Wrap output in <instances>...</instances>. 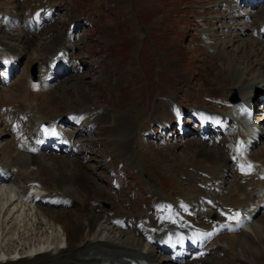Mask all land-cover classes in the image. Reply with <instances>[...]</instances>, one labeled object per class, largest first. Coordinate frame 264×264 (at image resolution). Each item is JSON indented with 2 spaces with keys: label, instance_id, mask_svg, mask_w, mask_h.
Returning a JSON list of instances; mask_svg holds the SVG:
<instances>
[{
  "label": "bare ground",
  "instance_id": "obj_1",
  "mask_svg": "<svg viewBox=\"0 0 264 264\" xmlns=\"http://www.w3.org/2000/svg\"><path fill=\"white\" fill-rule=\"evenodd\" d=\"M235 1L236 0H204L201 2V4H203V10L199 13L203 15L215 14V16L213 15V18L205 20L203 23L208 26V28L202 30L200 33L206 39L202 40V44L204 46L201 44L202 47L196 46L194 49H196L197 53L202 55V62L205 63L209 69L216 71V74L218 73V70L221 69L219 74L222 73V75H207L205 79H212V81H214L215 78L218 77L219 79L217 80H219L220 83L226 84L225 93L232 91L239 92V94L243 95L246 91L253 90L254 88L256 92H260V94L263 95L264 7L257 12L243 15L240 13L239 9L249 4L250 0ZM253 1L258 2V0ZM38 2L41 3L42 0H38ZM214 3H217V5H214ZM69 20L71 24L75 21L74 18L71 17ZM195 24V27L197 28L198 24L196 21ZM217 25H220L221 27H218ZM220 29L222 32L218 33ZM14 32H12L13 34L9 33L8 35L16 36L14 35ZM16 32L21 33L19 31ZM247 32L251 33L249 38L246 40L244 38L242 39ZM65 34L62 38L59 37L60 39L48 43L46 46L48 47L46 49L47 60L49 59L48 56L52 55L51 58H53L56 52L61 49L73 51V49L79 48V45L76 42L69 44ZM29 37L30 36L28 34L24 33H21V35H17L14 38H9L7 36L5 38H1L0 45L3 52L10 53L18 58H23L25 56V50L35 42L31 41L33 36L30 37L32 39H27ZM238 39L240 42H238ZM207 40L212 43H208ZM231 43H236V46L233 47V50L229 51L227 46H231ZM233 44L232 46H234ZM239 44H243L241 48H239ZM203 47L204 49H202ZM237 48L239 51L235 54ZM211 49L213 52L210 51ZM204 51H206L207 56L211 57L213 61H219L220 63H211L208 62L209 60L204 61ZM2 55L3 54H0V56ZM35 60L36 58H33L29 63H35ZM36 62L39 63L38 61ZM217 64L225 66L228 72L224 73L222 68H218L219 66L217 67ZM241 65L243 66V70H240ZM39 68H41V66ZM106 72H104L106 74L100 78L103 82L106 81L112 84L117 82L113 77V71ZM255 72H258L259 74H257V76L255 75L256 77L253 78L254 76L251 75ZM241 74H243L244 78H240ZM27 77L28 76L25 78L27 87H21L17 84L14 87V90L0 92V118L4 117L5 120V117L7 119L9 118V114L16 115V119L14 120L16 126H11L15 128H10V130L12 131V129H18L17 133H20L17 143L13 142L9 145L5 144L1 147V150L7 156V162H0V164L8 170L16 169L19 171V175L21 177L19 178L17 176L12 179L14 186H9L8 184L0 186V220L5 221L4 225L5 229L8 227L7 231H16L15 229L18 228L16 224H18V226L21 225L20 228H22V232L27 230L29 231V235H22V237H32L36 238V240L33 241L32 247L23 245L22 248H15L13 251L0 248V253H13L25 250L24 253L26 254L17 261L12 260L10 257L7 260L0 258V264H105L107 259L110 264H129V262L133 261L135 264H164L168 259H159L157 257L156 254H158V248L153 242L160 241L167 234L171 233L172 236L177 239L181 238L182 233L188 237H192L193 229H196L197 233L198 231H205L206 234L214 236L222 230L220 227L222 226L221 224L223 221L228 224L227 227L229 229L233 228L234 223L232 215L236 216L238 213L256 215L257 210L258 213L260 210H264V182H256L262 184L261 188H257V185H253L254 180L245 182L244 175L238 176L237 174L239 173L234 171V173L231 174L234 187L225 190L223 189L224 186H226V179L228 178L226 177V171H229L227 170L228 161H234V153H229L231 150L229 142L230 140L235 141L237 134H239L242 141L245 142L244 131L240 123V121L243 120L241 111L237 112V115H239L240 118L238 129H236V127H231L233 121L228 117L219 114L220 112L210 111L203 113L202 117L206 120L203 121L202 128H209L207 130V134L210 135L214 133L213 130L215 128L217 129V133L225 136L224 139H220L222 140L221 148H215L216 150H206V143L204 142L193 141L192 139L184 142L189 148L187 154L193 153L192 155L197 156V159L199 158L200 160L203 157L208 159L212 156V153L216 151L221 153L220 155L218 153L217 155L215 154V162L213 161L214 167L210 170L206 167L205 172L208 174L209 178L212 177L214 179L212 181L213 185H208V187L215 189L216 186H220V190L222 187L224 191L228 192L227 197H225L224 200L215 201L214 203H210L204 199L200 200L199 197L203 193L202 190L196 191L194 189L195 187L192 185V182H197V177L193 174L184 173L183 176L188 179L187 182L189 187L182 191L183 194L185 195V193L192 191L195 192L197 196L193 198V202L181 201L177 204L171 203L169 205L166 203L167 199L165 196L158 193V197V194L152 190L153 186H151L149 180L147 178H142L143 186L150 191L153 197H158L160 200L157 205L161 207V214L156 217H152L147 215L144 211L138 209V200H133L131 196H127L124 199L125 201L120 200L115 195L116 189H114V187L112 188L110 186L111 188L109 190L103 189L97 186L95 182L89 181V178L81 172L80 174H77L79 172L77 171L79 167L83 170V172L87 173V175L95 174L100 177L96 171L108 168V166L106 168L98 167L99 162H101L104 158L96 162L95 165L89 166L85 169L78 164L77 160L76 163L78 167L73 160L59 159L57 156L51 157L46 154H44V156H29L21 153L19 150L20 146L24 147V145L33 144L34 141L39 139V136L37 134L38 130L33 127L32 132L30 131L26 134V136L22 133L24 128L21 127V118L19 113L29 115L32 125L36 124L37 126H39L42 122L54 123L60 116H62L52 113L53 107L62 101L60 96V98H57L56 100L48 99V96L50 92L53 91V88L50 91H46L48 89L42 85L45 90L39 89V91L34 92L30 88L29 83H27ZM259 78H262V81H259ZM30 85L33 88V84L31 82ZM198 86H201L200 83H198ZM202 88L205 92V87L202 86ZM59 89H61V87L55 88L54 90L58 93L60 91ZM80 92L82 94L83 91ZM21 98H24V101L19 104V99ZM82 99L84 98L82 97L81 100ZM81 100H79V102ZM222 104H224L223 109L219 107L220 109L227 110L230 107L233 112H236L238 108L242 106V104L231 106L230 104L228 105L224 102H222ZM8 107H10V110L7 109ZM74 107L75 106H73V108L68 112L73 111ZM98 110L97 106L88 103V101L84 99L80 102V107L77 111L89 113L88 117L95 125L96 123L99 126L104 123L109 124L111 128L108 126V129L109 131L111 130L110 135L113 136L112 142L117 140V144L115 143L116 146L113 148L114 150L112 154L119 155V158L122 161L133 160L134 162V151L136 149L134 145H137V147L140 148L143 141H138L136 138L137 136L135 137V135L132 136L133 123L127 122L126 118H122L120 116L114 117L113 115H108L107 113H109V111L106 107L104 108V112L99 113ZM177 116L178 118L183 116L181 110ZM198 116L199 115H195L196 120ZM1 124H4L3 121H1ZM135 128H137V125ZM6 129L7 128L4 126V128L0 129V131L7 134L9 132ZM66 132L67 131H65L64 134H66ZM13 134L15 136L16 132ZM263 136L264 133H262V137ZM70 137L68 138L70 139ZM132 137L136 140H132ZM184 137L186 136L184 135ZM81 138L73 140V148L83 141ZM96 139L100 138L97 137ZM89 140L91 142L95 141L94 139H89V137H86L84 141ZM52 143L53 141L49 137L47 140L41 139L36 146L41 147L45 145V149H50L52 147ZM255 143L256 142L253 141L249 142L250 145H254ZM68 146L71 147L70 149L72 150V144L69 143ZM89 146H91L90 143ZM170 149L172 148L170 147ZM132 152L134 155L133 159L131 158ZM142 155H144V153ZM184 155L185 154L182 153L181 156ZM248 158L255 162L260 160L261 164L258 171L259 174H264V149L260 153L248 155ZM176 159L178 160L181 158ZM105 163L106 162H104L103 166L107 165ZM136 163L137 162H135V167L138 168V163ZM215 163L221 166V168L218 167V169L220 168L219 173L218 170H215L217 169V165ZM61 165L64 166L62 167ZM141 167L144 168L143 165ZM71 168H74L75 170L73 169L74 171H71ZM99 177L97 182L108 188L109 186L103 184ZM199 183L205 184L206 180L200 178ZM220 183L224 186H221ZM118 185L120 188L119 190H121L119 183ZM243 185L246 189L253 186V190H249L248 192L245 188H243ZM242 189H244L243 192L245 191L243 199L240 198L239 193L240 190L242 192ZM217 190L216 192H218ZM40 193L43 194V198H33L34 201H37L38 203L36 205L38 214L33 217L34 220L37 219V221L33 222L32 219L27 218V215H23V212L25 213V209L30 211V207L27 206L26 203H28L29 199H31V196ZM47 196L49 197L47 198ZM113 196L118 200H115ZM40 200L42 201L41 203H39ZM136 201H138V204ZM67 202L71 205L68 206L65 204ZM57 206L58 208H56ZM189 208L192 211H190ZM211 211L216 214L218 221H209L207 215H209ZM62 213L64 214L61 215ZM38 216L42 217L45 222L39 220ZM161 219H167L170 222H162L160 221ZM69 220H76L73 232L68 229V223L71 222ZM113 220L128 221V223H132L134 225L143 221L144 226L152 233L153 241H151L147 236L137 235L133 231H122V229L117 228L112 224ZM101 222H103V224ZM56 226H58L62 231V237L60 238L59 235L54 233L55 230L53 229ZM252 227L253 224L248 226L249 229ZM49 231L53 233L51 238L48 237L47 232ZM1 236L3 235L0 231V238ZM3 239L4 238H2V240ZM226 239L227 241H225ZM9 240L13 241V239ZM149 241H151V244H148ZM250 244H253L251 242L250 235L243 231L242 234L239 235H227L214 240L211 249L204 252L206 255L212 254L214 260L218 261L217 258L219 257L217 256L219 254H223L227 250L230 251L234 247H238L240 249V254L244 251L247 253L250 251ZM207 261L208 258L202 259L201 257H198L191 263L187 264H205Z\"/></svg>",
  "mask_w": 264,
  "mask_h": 264
},
{
  "label": "rangeland",
  "instance_id": "obj_2",
  "mask_svg": "<svg viewBox=\"0 0 264 264\" xmlns=\"http://www.w3.org/2000/svg\"><path fill=\"white\" fill-rule=\"evenodd\" d=\"M9 1H12L13 3L15 2V0ZM50 1L54 4H58L61 8L63 7L64 11L62 15L64 20L61 19L49 32L38 36L39 41L37 40V36H33L31 41L35 42L30 45V49L27 48L26 50H31V55L34 56L33 58H36V61L39 62L38 64H41L40 58L42 56L45 55L47 58L46 49L48 47L46 46L48 43L54 42L55 40L60 39L59 37L62 38L64 35L63 33L65 32L67 26L66 16L68 13L73 12L75 15L78 13L85 14V17L94 23V28L92 30L87 29L86 27L87 31L84 35L85 37L83 36L81 39V48L79 47L80 51L76 53L77 58L80 60V66L82 67L83 73H80L78 76L71 77V79H68V82H63L62 85L58 86L57 88L61 87L58 93L53 88V91L50 92L48 99L56 100L61 97L62 101L53 107L52 113L62 115L59 114V112H65V108L68 106L71 107L76 106V104L78 105L79 100H81L82 97L84 99L86 97L89 102L96 104L95 106L102 105L104 108H108V115H113L114 117L120 116L122 118H126L127 122H132V136H136L137 131L144 134L145 127L148 125L149 126L147 128L153 129L156 126L158 117H160L159 115H166V100H163V98L165 99L167 97L170 99L169 101L171 103L175 98H177V100H182L192 97V99H189V102L185 101L186 104L188 103V107H190L191 103H195L197 99L195 95L199 93V89L203 91L204 95L207 94L209 90H212L213 92L217 90L215 93L223 97V94L225 93L224 91H226V84L220 83V81L217 80L219 79L218 77H216L214 81H212V79H207L206 81H204V79H200V74L202 75L203 73H207L211 76L222 75V73L219 74L221 69H219L216 74V71L209 69L207 65L202 62V55L197 53L196 49L193 48L194 44L197 43V38L189 36L190 33H193L194 36H198L200 30L203 28L202 26H205L202 25L199 26L200 28L198 29L195 28V19L196 21L203 19V17H201L203 14L200 15L199 12L203 9L201 2L204 0H72L74 3H71V0ZM5 2H7V0H0V10L2 11L3 8L7 6ZM214 5H217V3H214ZM18 8L19 10L23 9L21 6H18ZM210 15L215 16V14ZM196 31H198V34ZM5 37H7V35L2 38ZM242 38L247 39V37ZM77 44L80 46L79 43ZM197 45L198 44L195 46ZM242 45L243 44H239V48H241ZM202 46L204 45L202 44ZM227 47L228 49L230 48V46ZM202 49H204V47ZM238 51L239 50L237 48L235 54H237ZM204 56V61L209 60L208 62L211 63H220L219 61H213L211 57H208L206 51H204ZM33 58L30 56L26 63L27 67L30 64V60ZM217 67L222 68L224 73L228 72L225 66L221 64H217ZM242 68L243 66L241 65L240 70H242ZM106 71H113V77L117 82L114 84L106 81L103 82L100 78L107 73ZM257 74L259 73L255 72L251 76H254L253 78H255ZM25 78L26 76H22L20 79L22 83H18L21 87H27ZM240 78H244L243 74H241ZM258 80L262 81V78H259ZM198 83H200V87L198 86ZM202 86L205 87V92ZM80 91H83L82 94ZM217 94H215V98L218 97ZM242 98L245 99V97ZM23 101L24 98L19 99V104ZM80 102L78 108L80 107ZM220 104H222V101H220ZM102 106H97V108L103 109L104 112V108ZM223 106L224 104L219 105L222 109ZM7 109L10 110V107ZM69 110L70 109H68L67 112ZM134 125L135 127L137 125V128H135ZM108 126L109 124L107 123L100 124L99 130L96 132V137L89 138L95 140L93 142L90 140L88 141V144H91L90 147L95 149L94 153L92 151V154L95 155L93 156V158H95V160H93L94 162L91 160V162L88 163L90 165H85L82 162L84 166L80 163L78 164L82 168L86 169L89 166L95 165L96 162L100 160L99 156L104 154L103 156L106 157L99 162L98 167L106 168L108 163L105 161V158H108L111 163L116 165L115 168L118 166L122 168V170L124 169L126 171V175L128 176L127 181H133L134 190L142 193L144 197H148L147 203H149L150 206H152V197L148 194L149 190L144 188L142 184V177L149 179L154 189L164 195H167L169 199L171 196H175L177 194L181 198L188 199L190 196H185L182 193V191L189 187L187 182L188 179L183 176V174L190 173L194 175H201L206 178V176L201 173L197 167L202 168V171L206 174V167L209 168L208 170L214 167L213 161L215 160V154H221L216 151L212 153V156L208 159L203 157L200 160L199 158L197 159V156H193V153L187 154L189 148L185 143L181 144V148L178 147L180 143L176 140L177 144L174 145L173 143L175 142L171 143V146L176 147H171L172 149L167 148L168 152L166 151L167 153H163V147L162 149L161 147H157L162 146V143L158 142V144H156V141L145 137L143 138L145 142L142 144L141 148L144 151V156H147L149 159H141L140 155H136V159L134 160L138 163H142L143 160L145 168L143 169L142 167L141 171V167L139 168L140 170L134 167L135 165L132 160L122 161L120 160L119 155L112 154L114 150L113 148H115L117 144V140L112 142L113 136L110 135L111 130L109 131ZM109 127L111 128V126ZM4 135L6 134L0 131V138ZM69 136L72 137V135ZM103 136L106 139L103 138L102 140ZM97 137L100 139H96ZM133 139L135 138L132 137V140ZM137 139L138 141H143L140 135ZM148 141H151L155 146L153 144L152 146L148 145ZM219 142L222 143V140H219ZM134 146L137 147V145ZM259 148L260 146H258L257 149ZM205 149L208 150L215 148L207 146ZM136 152L137 150H135V153ZM182 153L185 155L181 156ZM3 155L6 156L4 152ZM131 158H134L133 152L131 154ZM176 158L181 159L177 160ZM73 161L76 163V160ZM204 161L211 165L204 166ZM104 162H106L105 164L107 165L103 166ZM201 165H203V167ZM216 165L217 169L215 170H218L219 173L221 166L218 164ZM126 167L128 170H126ZM218 167L220 168L218 169ZM71 169V171L75 170L74 168ZM227 170H229V168H227ZM77 171H79L77 174H80L81 172L89 178V181L95 182L97 186L107 190L111 188H106L98 183V175H87V173L83 172V170L79 167ZM107 171H109V169L97 170V174L100 175L99 178L103 184H105V182L108 183L109 174ZM228 172L226 171L227 176H229ZM232 173H234V171L231 172V174ZM237 175L240 176V174ZM103 176L105 177V181H103ZM18 177L21 178L19 174ZM210 178L211 179L208 183L211 184H209V186L213 185L212 181L214 180L212 177ZM124 181L125 186L127 181L126 179ZM231 181H233L231 178L228 180L226 179V187L223 185L225 180L223 184H220L226 189L233 188L234 183ZM132 183H128L129 187H131ZM192 185L197 184L193 182ZM243 188H245L244 185ZM194 189L196 191L199 190L196 187ZM223 189L221 187L220 190V186H216L213 191H224L225 189ZM243 190L244 189H242V192L240 190L239 193L240 195L242 194L245 196V191L243 192ZM249 190H251L250 187L247 191ZM223 194L226 196L227 191H224ZM127 196L130 197V195ZM244 196L240 198L243 199ZM113 198L118 200L114 196ZM120 198H123L122 194H120ZM156 199L157 198H155V200ZM136 202L138 204V201ZM139 208L141 209V206ZM29 218L31 219V217ZM38 218L41 219L42 222H45L42 217L38 216ZM252 220L251 224H253V227L248 229L246 232L250 235L251 242L253 243L250 244V251L247 253L244 251L240 254V249L238 247H234L230 251L227 250L223 254H219L217 256L219 257L217 258L218 261L214 260L213 255H207L206 257L208 258V261L205 264H264V211L255 216ZM69 221L71 222L68 223V229L73 232L76 220ZM4 223L5 221L0 220V231L3 235L0 238L1 248L3 247L6 250L13 251L15 248H22V245L32 247V243L36 240V238L22 237V235H29L28 230L24 232L18 231L20 230L21 225L18 226V224H16L18 227L15 229L16 231H7L8 227L5 229ZM101 223L103 224V222ZM53 230H55V234L59 235V238L62 237V231L58 226H56ZM47 233L48 237L51 238L53 233L50 231ZM240 234H242V232ZM224 235L225 233L221 234V237ZM2 238L4 239L2 240ZM9 239H13V241ZM225 241H227V239ZM18 246H20V248Z\"/></svg>",
  "mask_w": 264,
  "mask_h": 264
}]
</instances>
